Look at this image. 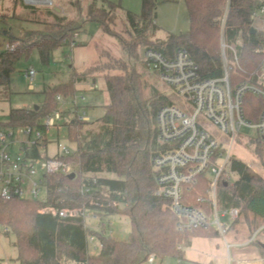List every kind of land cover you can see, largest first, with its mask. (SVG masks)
Masks as SVG:
<instances>
[{
    "label": "trees",
    "instance_id": "obj_1",
    "mask_svg": "<svg viewBox=\"0 0 264 264\" xmlns=\"http://www.w3.org/2000/svg\"><path fill=\"white\" fill-rule=\"evenodd\" d=\"M97 1L101 5L92 2L86 12L87 19L98 22L104 32L117 37L124 53L130 57L138 55L141 45L167 56L184 48L197 63L203 78H220L223 75L221 26L227 11L224 40L237 52L240 66L231 74L232 83L235 85L258 71L264 63V31L251 33L254 15L264 9V0H184L190 29L180 35L170 34L164 41L151 39L155 32L157 0H142L139 14L125 12L133 41L114 29L118 5L108 0ZM14 3L24 6L23 0H14ZM25 8L35 10L34 6ZM48 10L55 21L49 29L25 31L18 36L11 35L7 29L1 30V34L8 35V44L19 42V45L0 54V100L12 94L11 75L21 57L28 59L31 51L37 49L42 61L47 63L55 49L75 42L79 25L76 27L73 21L54 9ZM102 56L104 60L100 64L87 68L83 74L72 68L68 82L44 90V102L38 109L36 106L11 109L7 121H0V129L40 127V122L56 109L57 95L66 100L74 98L78 93V81L94 75L104 78L109 102L104 106L103 116L93 121L75 118L67 125L68 139L75 143L76 151L64 160L74 165L76 176L73 179L46 176V202L0 198V226L7 231V236H13L11 244L18 264H143L151 256L159 261L172 257L183 263L185 250L192 246L195 238L219 237L214 229L190 232L177 229L170 201L157 195L152 166V157L158 150L156 113L168 102L157 93L146 97V83L128 62L109 51H103ZM113 70L122 73L112 74ZM263 105L261 98L245 95L242 101L244 118L257 122ZM255 141L256 150L261 151L259 139ZM35 154L48 158L46 153L39 154L37 150ZM230 172L236 179H226L219 184L218 204L223 209H238L239 218L230 228L234 236L240 223L250 226L262 223L253 226L248 241L264 226V178L237 159L231 161ZM84 189L89 192L83 193ZM199 198L205 202H198ZM208 198L209 180L200 177L188 201L210 213ZM45 206L84 208L98 214L103 221L124 216L130 220V234L127 239L118 240L104 231L90 228L82 218L40 213ZM90 236H95L102 244L96 254L89 251ZM250 246L264 257V242L256 238Z\"/></svg>",
    "mask_w": 264,
    "mask_h": 264
},
{
    "label": "built area",
    "instance_id": "obj_2",
    "mask_svg": "<svg viewBox=\"0 0 264 264\" xmlns=\"http://www.w3.org/2000/svg\"><path fill=\"white\" fill-rule=\"evenodd\" d=\"M226 17L227 11L221 26L223 75L220 78H203L197 63L184 48H178L171 56H167L149 47L144 49L141 56L142 62L151 71L158 73L160 81L177 93L184 107L193 109L188 113L181 106L168 102L156 113L158 150L152 157V166L156 175L157 195L170 201V210L177 218L176 227L179 231L214 229L222 237L227 235L230 226L239 218L238 209H224L220 213L218 204L219 184L232 179L230 165L235 140L243 131L250 130L255 138L264 141V105L255 123L247 121L242 110V101L247 94L259 97L264 102V63L258 71L240 78L235 85L232 83L231 74L240 69V66L237 52L227 46L224 40ZM256 19L261 21L262 28L257 29L255 24L252 28L264 31V9L255 13L254 23ZM76 39L77 34L74 41ZM18 45L19 42L6 43L0 47V54L3 50H12ZM23 76L30 82L32 89L36 72L29 69ZM92 89L97 90L98 85L94 84ZM56 100V109L40 122V127L0 129L2 200L20 198L46 202V176H76L74 165L64 160L73 153L59 143L58 139L60 133L68 129V122L75 118L89 121L82 106L85 97L77 95L66 100L57 95ZM205 120L218 129L222 139L211 132L203 123ZM52 134L57 137L56 153L49 156L48 147L53 140ZM36 150L39 154L46 153L48 158L36 157ZM200 177H207L209 180L210 213L188 201L189 194L197 187ZM82 192L87 193L89 190L84 189ZM43 193L44 196L41 197ZM198 202L205 201L199 198ZM40 213L60 218H82L90 228L113 236L110 220L103 221L91 210L45 206ZM262 230L264 226L245 244L250 246L252 241L262 235ZM88 245L91 254L98 253L102 247L95 236L88 238ZM148 261L152 264L156 262L153 256ZM4 262L0 264H7ZM260 262L264 264V258Z\"/></svg>",
    "mask_w": 264,
    "mask_h": 264
},
{
    "label": "rangeland",
    "instance_id": "obj_3",
    "mask_svg": "<svg viewBox=\"0 0 264 264\" xmlns=\"http://www.w3.org/2000/svg\"><path fill=\"white\" fill-rule=\"evenodd\" d=\"M52 5L46 6L40 3L27 4L23 0L24 6L17 4L14 0H0V32L7 29L11 35L18 36L25 31L46 30L51 27L55 21L48 14V9H60V15L66 17L68 21H73L78 27L77 39L73 44L63 45L55 49L47 63L40 58L37 49H33L26 59L25 56L16 64L15 71L11 75L12 94L8 98L0 100V121L6 122L11 109L32 108L41 106L44 102L43 91L49 87H55L69 81L72 68L78 74L92 66L100 64L104 58L103 51H109L114 57L122 58L128 62L142 76L144 84V94L150 98L154 94H159L174 104L181 106L188 113L192 112L191 107H184L180 97L169 86L160 81L157 72L151 71L141 60L143 55L142 45L139 48L138 55L124 57L123 48L117 37L107 34L103 31L101 25L96 21L88 20L86 12L92 2L100 6L97 0H51ZM118 5L116 10L115 30L128 41H133L130 26L126 21L125 12L131 11L139 14L141 4L138 9L132 8L137 0H109ZM37 2V1H36ZM31 8L34 6V11ZM155 32L152 36L154 41H164L170 34L180 35L190 29L189 14L184 0H157L156 18L154 19ZM76 35V34H75ZM74 35V36H75ZM9 42L8 35L0 33V43L4 46ZM33 69L36 77L33 81V88H30V82L23 76L24 72ZM112 74H121L119 70H113ZM93 82H96L98 89H92ZM77 95H83L85 100L82 102L86 106V116L92 121L99 119L104 114V106L109 102L106 84L102 75H94L85 78L83 83H78ZM211 132L222 139L220 132L209 121L205 120ZM54 134V133H53ZM52 134L49 142L48 155L56 153V139ZM226 139V138H225ZM59 143L68 148L72 153L76 151V145L68 139L67 130L60 133ZM257 138L250 130L243 131L235 140L232 149L233 159L240 160L247 164L254 172L264 178V141L259 140L261 151H257ZM255 141L254 144H250ZM232 180L236 176L231 173ZM219 195V194H218ZM44 196V193L41 197ZM224 209L219 207L221 213ZM113 237L118 240H125L130 234V220L124 216H113L110 219ZM256 222L255 225H261ZM233 225V224H232ZM232 225L230 228H232ZM253 226L248 223H240L238 232L234 236V231L230 230L225 237L215 238H195L192 246L185 250L184 264H262L260 260L264 258L258 249L248 246L247 237L252 232ZM5 230L0 226V259H6V256L13 259L16 257V251L12 246L13 236H6ZM234 237V238H233ZM258 240L264 242V234L260 235ZM246 241V242H245ZM250 247V248H249ZM7 257V258H8ZM11 262V263H10ZM9 264H13L10 261ZM143 264H152L149 261ZM154 264H179L175 258L168 257L163 261L156 260Z\"/></svg>",
    "mask_w": 264,
    "mask_h": 264
},
{
    "label": "crops",
    "instance_id": "obj_4",
    "mask_svg": "<svg viewBox=\"0 0 264 264\" xmlns=\"http://www.w3.org/2000/svg\"><path fill=\"white\" fill-rule=\"evenodd\" d=\"M109 1V0H108ZM110 2H112V1H110ZM114 3V2H113ZM30 4H32V3H30ZM141 4V7H142V0H137V3L136 4H134V6L132 7V8H134V9H138L139 8V5ZM141 7H140V9H141ZM60 13V12H59ZM255 26L257 27V29H261L262 28V23H261V21L259 20V19H256L255 20ZM144 49L145 48H142V50L144 51ZM126 56L128 57V54L127 53H124V57L126 58ZM85 81V79H81L80 81H78L77 82V85H78V83H83ZM94 84H96V82H93V85ZM93 85H92V87H93ZM91 87V88H92ZM81 96H83V95H81ZM82 106H83V108H84V110H85V108H86V106L85 105H83L82 104ZM88 119H89V121H91V119L88 117ZM7 236V235H6ZM250 248V247H249ZM8 256H6V259H0V263L1 262H3V263H5L4 261H6L7 262V264H9V262L10 261H12V263L13 264H18L17 262H15V258H13V259H11V258H7ZM11 263V262H10ZM179 264H184V262L183 263H181V262H179Z\"/></svg>",
    "mask_w": 264,
    "mask_h": 264
},
{
    "label": "water",
    "instance_id": "obj_5",
    "mask_svg": "<svg viewBox=\"0 0 264 264\" xmlns=\"http://www.w3.org/2000/svg\"><path fill=\"white\" fill-rule=\"evenodd\" d=\"M25 2L27 3V4H30V3H40V4H42V5H46V6H51L52 5V1L51 0H47V1H45V2H36L35 0H25ZM57 13H59L60 12V9H57V8H55L54 9ZM257 32V30L255 29V28H252L251 29V33H256ZM35 109H38V106H36L35 107ZM75 177V174H71V175H69V179H73Z\"/></svg>",
    "mask_w": 264,
    "mask_h": 264
},
{
    "label": "bare ground",
    "instance_id": "obj_6",
    "mask_svg": "<svg viewBox=\"0 0 264 264\" xmlns=\"http://www.w3.org/2000/svg\"><path fill=\"white\" fill-rule=\"evenodd\" d=\"M33 1V0H32ZM35 1H38V2H45L47 0H35Z\"/></svg>",
    "mask_w": 264,
    "mask_h": 264
}]
</instances>
